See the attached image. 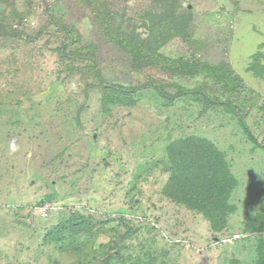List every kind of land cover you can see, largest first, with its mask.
Here are the masks:
<instances>
[{
  "label": "rangeland",
  "instance_id": "obj_1",
  "mask_svg": "<svg viewBox=\"0 0 264 264\" xmlns=\"http://www.w3.org/2000/svg\"><path fill=\"white\" fill-rule=\"evenodd\" d=\"M169 1L0 0V264L260 263L264 0ZM166 15L181 25L159 52L219 73L138 67L108 40ZM114 84L132 104H103ZM189 136L236 179L223 221L165 192ZM74 215L90 228L52 236Z\"/></svg>",
  "mask_w": 264,
  "mask_h": 264
},
{
  "label": "trees",
  "instance_id": "obj_2",
  "mask_svg": "<svg viewBox=\"0 0 264 264\" xmlns=\"http://www.w3.org/2000/svg\"><path fill=\"white\" fill-rule=\"evenodd\" d=\"M165 1L167 4L170 3L169 0ZM114 17L112 15L108 21L112 22ZM150 20L151 22L148 24L150 33L146 37H142L139 32H131L124 36L120 28H113L106 33L108 40L122 43L132 55L134 65H138V67L144 64H161L173 73L194 74L197 71L215 75L217 71L220 72V68L204 66L196 61L192 62L186 59H172L159 52V46L161 47L181 24L180 22L175 23L169 15L158 18L152 16ZM65 53H67L66 50ZM136 91V87L105 85L103 86V104L106 107L115 104H132ZM168 98L173 99L174 97L169 96ZM173 146L174 149L171 148ZM171 147L174 150L171 151L174 156L171 160L170 179L165 188L166 194L172 196L173 200L179 203H184L192 209L205 213L211 220L223 221L225 218L223 213L227 212L229 198L235 188L236 179L231 174L221 151L207 138L198 136L180 139L174 142ZM90 225L92 224L89 217L74 215L57 224L50 233L52 236H62L68 230L81 231L89 229ZM259 248L261 256L259 264H264V240L260 241ZM234 264H239V261H234Z\"/></svg>",
  "mask_w": 264,
  "mask_h": 264
},
{
  "label": "built area",
  "instance_id": "obj_3",
  "mask_svg": "<svg viewBox=\"0 0 264 264\" xmlns=\"http://www.w3.org/2000/svg\"><path fill=\"white\" fill-rule=\"evenodd\" d=\"M49 205H45V206H43V208H42V210H41V214H42V216H44V217H46V216H48L49 215ZM241 236L239 235V234H236L235 236H234V239H238V238H240Z\"/></svg>",
  "mask_w": 264,
  "mask_h": 264
}]
</instances>
